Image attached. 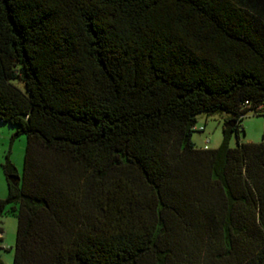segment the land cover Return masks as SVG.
Returning a JSON list of instances; mask_svg holds the SVG:
<instances>
[{
  "label": "trees",
  "instance_id": "obj_1",
  "mask_svg": "<svg viewBox=\"0 0 264 264\" xmlns=\"http://www.w3.org/2000/svg\"><path fill=\"white\" fill-rule=\"evenodd\" d=\"M258 108L264 0H0L13 264H264ZM199 112L226 115L217 148Z\"/></svg>",
  "mask_w": 264,
  "mask_h": 264
},
{
  "label": "rangeland",
  "instance_id": "obj_2",
  "mask_svg": "<svg viewBox=\"0 0 264 264\" xmlns=\"http://www.w3.org/2000/svg\"><path fill=\"white\" fill-rule=\"evenodd\" d=\"M225 114L216 113L208 115L206 112H199L196 115V123L192 132V140L197 148H217L223 139L222 124ZM241 124L243 131H239V142H260L264 137V113L262 109L249 111L243 117ZM204 126L200 131L198 127ZM207 139L209 140L207 142ZM26 135L17 133L14 124L0 121V198L7 196V180L3 170L6 160L12 161L19 176L23 173L24 156L26 151ZM231 147L237 146V136L233 133L229 140ZM0 226L3 229L0 240V258L5 264H13L14 246L16 241L18 219L14 211L7 210L0 216Z\"/></svg>",
  "mask_w": 264,
  "mask_h": 264
},
{
  "label": "built area",
  "instance_id": "obj_3",
  "mask_svg": "<svg viewBox=\"0 0 264 264\" xmlns=\"http://www.w3.org/2000/svg\"><path fill=\"white\" fill-rule=\"evenodd\" d=\"M198 129H200V131H203V130L205 129V127H204V126H200V127H198ZM208 141H209V140L207 139V142H208ZM207 147H208V145L206 144L204 148H207Z\"/></svg>",
  "mask_w": 264,
  "mask_h": 264
},
{
  "label": "water",
  "instance_id": "obj_4",
  "mask_svg": "<svg viewBox=\"0 0 264 264\" xmlns=\"http://www.w3.org/2000/svg\"><path fill=\"white\" fill-rule=\"evenodd\" d=\"M264 139V138H263ZM16 178H18V176H16Z\"/></svg>",
  "mask_w": 264,
  "mask_h": 264
}]
</instances>
